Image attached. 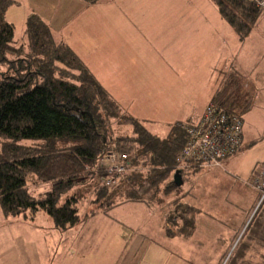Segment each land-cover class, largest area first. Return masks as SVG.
Wrapping results in <instances>:
<instances>
[{
	"label": "trees",
	"instance_id": "trees-1",
	"mask_svg": "<svg viewBox=\"0 0 264 264\" xmlns=\"http://www.w3.org/2000/svg\"><path fill=\"white\" fill-rule=\"evenodd\" d=\"M212 1L241 40L262 12L245 0ZM16 3L0 0L2 213L17 216L28 211L34 216L42 210L56 229L65 230L80 221L79 200L83 197L74 192L67 194L73 186H79L76 189H83L85 194L91 190L95 196L93 202L98 205L87 215L107 213L128 201L150 206L162 185L163 194L179 188L181 185L173 184L172 175L187 138L182 123H172L165 136L150 132L142 120L121 107L77 53L57 40L49 24L35 12L27 15L19 42L14 38V24L5 17L8 8ZM210 102L242 116L250 109L252 96L239 79H229L224 73ZM111 122L117 126L114 130ZM110 149L126 153L132 169L114 186L106 187L97 160ZM200 169L194 165L181 169L182 179ZM81 172H85L82 178L78 177ZM28 173L51 181L50 188L31 194L25 185ZM196 210L185 200H173L164 216L165 236L191 235ZM224 264H264L263 202L258 204Z\"/></svg>",
	"mask_w": 264,
	"mask_h": 264
},
{
	"label": "crops",
	"instance_id": "crops-1",
	"mask_svg": "<svg viewBox=\"0 0 264 264\" xmlns=\"http://www.w3.org/2000/svg\"><path fill=\"white\" fill-rule=\"evenodd\" d=\"M16 1L17 3L9 7L7 11L9 14L13 11L17 13V17L20 19L18 27L21 26L22 31L24 30L25 19L29 13L35 12L39 14L49 24L55 38L68 44L77 53L101 85L120 105L123 100L133 98L139 100L148 96L145 90L140 91L133 88L137 84L158 88L157 93H161L159 96L168 91L166 86L177 88L200 84L198 78L202 76L204 68L200 66L198 59L201 57L203 60L207 42H214L212 45L216 43L222 45L223 42L218 36L219 33H217L218 35L216 34V31L220 30L223 22L229 26L231 32L233 31V34L226 32L229 37H226L224 43L228 40L230 46L234 49L233 53L226 59L229 65L228 67H223L221 70L222 74L223 72L228 74L229 79H239L241 86L252 96V104L254 103V98L264 95V63L253 68L249 66L251 60L246 59L248 51L244 50L240 54L237 50V48H243L244 40L239 39L237 33L221 17L217 8V18L215 19L218 22L209 27L208 33L210 36L208 38L205 32L207 21L204 9L201 15L199 9H194L192 15L189 10H187V13L181 12V15H178L177 9L180 8L182 0ZM183 1L185 4V0ZM190 3L189 0L186 1L189 7ZM114 6L117 8L122 7L123 10L118 13L117 10L111 9ZM9 22L13 23L15 27L14 21ZM263 58L264 54L260 60ZM222 77L218 82L217 88ZM200 80L204 81L203 79ZM113 88L121 89L117 94ZM209 92H213V90L210 89ZM213 93H208V96H210L209 101ZM252 106L247 112L250 113L252 111ZM125 111L143 122L146 121V119L134 115L127 109ZM156 111L159 110L157 109ZM181 113H184L186 118L200 116L187 108ZM241 117L243 120L241 149L236 154L225 159L224 170L217 171L219 174L214 178L220 182L219 186L225 188V192H221L224 194L220 201L221 207L224 206L222 205L223 202L231 205V208H227L228 212L223 208L219 209L218 214L225 219V226L219 228L208 222H205L207 224H199V233L196 241L199 251L195 254L197 257L189 256L191 259L181 257L189 263L192 260L202 264L220 262L222 248L227 246L225 240L232 241L239 234L237 230L240 225L245 222L247 215L252 216L254 213L252 211L257 206L258 192L254 188L249 189L246 187V179L255 167L264 163V161H259L257 158L246 165L244 158L246 157V151L252 145L264 140V129H260V132H258L246 117ZM136 204L141 207L135 206L133 208L131 206ZM122 205H130L127 208L129 216L126 218L131 217L130 221L132 222H134L133 216H131V211L133 210L141 213L139 214L141 216L148 213L149 216L147 217H150L149 208L152 205L128 201L116 207ZM157 212L155 211L154 213L157 214ZM160 219L161 217L159 216L156 228L142 223L141 228L148 229L150 227V229L155 230L163 227ZM249 220L250 218L246 220V224ZM92 225L94 229L102 226L105 228L111 227L110 222L93 223ZM25 226L28 227V231L33 230L34 232L38 227L37 224H25ZM52 227L55 229L53 223ZM80 230L72 232V234H70L69 230L64 235L61 234L63 238L57 241L54 240L55 244L46 245V248L42 251V264H50V262L51 264L54 262V264H63L64 261H67L66 264H74L78 261H81V264H87V261H91L93 256L92 249L84 248V245L87 244V239L86 236L78 238ZM144 232V234H151L148 231ZM119 234L122 236L121 230H119ZM193 235L194 232L187 238H191ZM161 237L162 239L174 238H167L163 232ZM148 238L150 237L148 236ZM187 238L181 236L182 241L184 239L187 240ZM144 239H147L145 235L144 238L135 239L137 243L134 246L137 250L130 256L131 259L129 261L127 258H123L121 264H131L140 247L144 244ZM41 242L43 243L45 240ZM12 243L16 245L14 241H11ZM24 257V252L21 251L18 257L20 264H29L27 260H24ZM141 259L143 260L144 257L142 256Z\"/></svg>",
	"mask_w": 264,
	"mask_h": 264
},
{
	"label": "rangeland",
	"instance_id": "rangeland-1",
	"mask_svg": "<svg viewBox=\"0 0 264 264\" xmlns=\"http://www.w3.org/2000/svg\"><path fill=\"white\" fill-rule=\"evenodd\" d=\"M186 1L187 0H185V4L183 0L181 1L180 8L177 9L178 15H181V12L187 13V10H189L192 15L194 9H199L201 15L204 9V15L207 21L205 32L209 38V27L215 22H218L217 19H215L217 18L215 4L212 0H189L191 2L189 7ZM111 9L117 10L118 13L120 10H123L122 7L117 8L115 6ZM5 17L8 21H14V38L20 42L23 31L21 26L18 27V21L20 19L17 17V13L13 11L9 14L7 11ZM226 32L233 34L229 26L223 22L220 26V30L216 31V34L219 33V35H217L220 36L223 42L222 45L217 43L212 45L214 42H207L203 60L199 57L198 62H200V66L204 68L202 76L198 78L200 84H191L177 88L166 86L168 91L160 96L159 94L161 93H157L158 88L137 84L133 88L140 91L145 90L148 96L139 100L135 98L123 100L121 102L122 108L129 110L136 116L146 119L144 125L150 132L159 136H165L172 123L196 122L202 115L205 104L210 99L208 93L212 94L215 91L220 78L224 74V72L222 74L221 70L223 67L225 68L229 65L226 59L233 53L234 48L230 46L228 40L224 43L226 37H229ZM243 40V48H237V50L240 54L244 50L248 51L246 53V59L251 60L249 66L253 68L256 65L264 63V58L260 60L261 56L264 54V10H262L250 32ZM240 42L241 40L239 44ZM200 79L204 81L202 82ZM113 89H115V92L118 94L121 88ZM210 89H212L213 92H209ZM254 99L252 111L250 113L246 111L242 116H244V118L246 117L252 123L254 129L260 132V129H264V95H259ZM185 108L193 110L196 115L200 116L196 118L184 117V113L181 112ZM157 109L159 111H156ZM111 127L114 130V127L117 126L114 122H111ZM122 129H126V127ZM126 132L130 134V130L127 129ZM27 143H31V141H27ZM257 158L259 161H264V140L258 141L246 151L244 162L248 165ZM224 161L222 164L215 167L200 169L198 172L188 175L185 180L183 179L181 186L177 189H170V191H168L169 194H163L164 185H162L161 191L157 195L155 202H152L153 204L149 208L150 217H147L149 216L148 213H142L144 216H141L139 215L141 213L133 210L131 211V216H133L134 222L130 221L131 217H128L129 219L126 218L129 216L127 208L130 205L113 207L115 209L112 208L108 210L107 213L98 212L87 215L90 209L97 206L98 203L93 202L95 196L92 194L91 190L89 193L85 194L83 189H76L79 187L77 185L73 186V189L69 190L67 194L69 195L74 192L78 197H83L80 198V203L78 202L80 221L65 230L60 231L55 227V229H53L51 217L42 210L38 211L34 216L28 211L17 216H5L0 208V264H20L18 257L21 251L24 252V260H27L29 264H42V251L46 248V245L51 246L52 243L55 244L54 240L57 241L63 238L62 236L65 232L70 230V234H72V232L79 231L82 226L84 227L80 230L78 238H84L86 236L87 244L84 245V248L92 249L91 252H93L91 261H87V264H121L123 258H127L129 261L131 259L130 256L137 250L134 246L137 243L135 239L144 238V235L147 239H144V244L140 247L139 252L134 257L131 264H202L196 260H192L189 263L181 257H186L188 259H191L190 257H197L195 254L199 251L196 243L197 234L199 233V224H207L205 222H208L219 228L225 226V219L218 213L222 208L227 211V208H231V205L223 202L222 205L224 206L221 207L220 201L221 197L224 195L222 193L225 192V188L219 186L220 182L214 179L216 175L219 174L217 171L224 170ZM176 169L177 168H175V170ZM84 173H79L78 177L82 178ZM249 177L246 179V187L253 189L254 186L248 182ZM25 185L31 194L37 195L49 189L51 181L41 179L34 173H28ZM175 199L177 201L185 200L195 206V210L197 209L195 214L196 230H194V237L187 238L188 236H183L187 238V240L184 239L183 241L181 236H176L172 239H162V232L165 236L164 226L155 230L150 229V227L148 229L141 228V223L156 228L158 226L157 222H159V216L161 217V222L164 223L166 210L172 206V201ZM131 206L135 208V206L138 207L140 205L136 204ZM257 206H255L254 209H257ZM254 209L251 211L254 212ZM155 211H158L157 214L154 213ZM246 218L249 219L251 217L247 215ZM246 220L242 222L237 230L239 234L235 236L232 241L225 240L227 246L222 248V256L224 258L222 257L220 263L211 262L207 264H224L243 232L244 225H246L247 222ZM101 222H110L111 227L105 228L102 226L94 229L92 224ZM25 224H37V230L35 232L33 230L28 231V227H26ZM119 230H121L122 236H120ZM144 231H148L151 234H144ZM148 236L150 238H148ZM42 240H45V242L42 243ZM11 241H14L17 246L13 243L11 244ZM142 256L144 257L143 260L141 259ZM66 262L67 261H64L63 264H66ZM74 264H81V261L75 262Z\"/></svg>",
	"mask_w": 264,
	"mask_h": 264
},
{
	"label": "built area",
	"instance_id": "built-area-1",
	"mask_svg": "<svg viewBox=\"0 0 264 264\" xmlns=\"http://www.w3.org/2000/svg\"><path fill=\"white\" fill-rule=\"evenodd\" d=\"M264 10V0H245ZM186 141L177 155L176 168L194 165L201 169L215 167L241 149L243 120L236 110H226L209 102L194 123H182ZM97 167L104 172L103 184L112 187L120 176L132 169L130 157L114 149L104 151L97 160ZM258 192V204L264 203V163L255 167L249 181Z\"/></svg>",
	"mask_w": 264,
	"mask_h": 264
},
{
	"label": "water",
	"instance_id": "water-1",
	"mask_svg": "<svg viewBox=\"0 0 264 264\" xmlns=\"http://www.w3.org/2000/svg\"><path fill=\"white\" fill-rule=\"evenodd\" d=\"M172 182L175 186H180L182 183H183V179H182V176H181V172L179 169H176L174 172H173V175H172Z\"/></svg>",
	"mask_w": 264,
	"mask_h": 264
}]
</instances>
